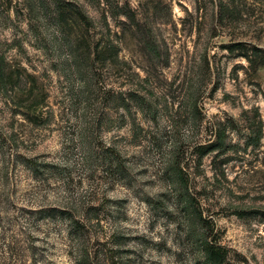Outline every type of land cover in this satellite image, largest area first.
<instances>
[{"label": "rangeland", "instance_id": "374dc122", "mask_svg": "<svg viewBox=\"0 0 264 264\" xmlns=\"http://www.w3.org/2000/svg\"><path fill=\"white\" fill-rule=\"evenodd\" d=\"M0 72V264H264V0H0Z\"/></svg>", "mask_w": 264, "mask_h": 264}, {"label": "trees", "instance_id": "16d2710c", "mask_svg": "<svg viewBox=\"0 0 264 264\" xmlns=\"http://www.w3.org/2000/svg\"><path fill=\"white\" fill-rule=\"evenodd\" d=\"M0 80H2V72H0ZM28 163L34 172H42V168L39 167L38 164H35L33 161H28ZM48 211L51 215L54 216V218H61L62 220H67L73 227L72 229L74 230L76 235H83V233L85 232V226L79 220H76V218L69 212L58 210L56 208L50 209Z\"/></svg>", "mask_w": 264, "mask_h": 264}]
</instances>
